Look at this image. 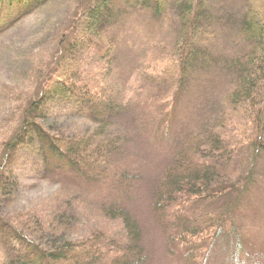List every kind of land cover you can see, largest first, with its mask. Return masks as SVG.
<instances>
[{
    "label": "trees",
    "instance_id": "1",
    "mask_svg": "<svg viewBox=\"0 0 264 264\" xmlns=\"http://www.w3.org/2000/svg\"><path fill=\"white\" fill-rule=\"evenodd\" d=\"M54 1L0 0V39L24 22L28 13L19 17L21 8L34 12ZM72 2L50 20L54 25L49 29L48 59L25 62L24 104L0 143V206L11 202L17 157L38 143L51 161L76 178L82 191L102 197L99 206L83 203L99 218L93 220L102 223L77 219L82 201L76 196L65 202L54 198L49 210H28L17 222L0 212V264H148L138 222L122 202L130 180L138 175L121 165L127 160L126 139L112 131V116L126 106L115 63V33L129 3L152 18L172 15L178 22L169 51L161 54L163 62L150 61L151 69L145 72L152 86L159 80L171 85L165 128L171 125L177 97L203 71L216 69L228 78L211 121L189 132L169 155L149 199L167 253L180 256L178 264H209L219 238L226 234L236 242L244 240L234 215L241 214L239 206L252 193L264 155V0H245L236 12L224 13L207 7L208 0ZM232 33V51L215 54L213 46ZM91 48L96 67L90 71L93 75L84 76L81 62ZM155 70L162 74L158 79ZM58 103L95 126L74 135L44 126L49 105Z\"/></svg>",
    "mask_w": 264,
    "mask_h": 264
},
{
    "label": "rangeland",
    "instance_id": "2",
    "mask_svg": "<svg viewBox=\"0 0 264 264\" xmlns=\"http://www.w3.org/2000/svg\"><path fill=\"white\" fill-rule=\"evenodd\" d=\"M244 2L208 0L207 7L215 12H236ZM72 4V0H56L34 12H26V8H21L18 11L19 17L28 13L22 18L24 22L19 29L0 39V143L17 123L24 104V92L28 86L25 62L30 59L29 63L32 60L34 64L38 61L44 63L48 59L52 50L49 29L54 24L51 22L63 14L64 7H71ZM125 7L127 12L137 16H127L129 14L125 12L115 33V63L126 106L112 116V131L126 139L125 149L128 154L124 157L127 160H121V165L127 164L132 174L138 177L130 180L129 193L122 197V202L138 222L140 245L148 258V264H178L180 256L176 253L175 256L170 255L165 249L164 238L149 209V199L158 180L160 167L169 155L178 149L179 143L185 140L189 132L197 131L205 122L211 121L214 103L219 104L221 101L228 78L223 71L216 69L207 74H203V71L195 83L191 82L179 94L177 107L170 115L173 116L169 123L171 125L165 128L168 115L164 106L172 101V90H169L171 85L159 80L152 86L145 79V72L151 69L148 68L150 61L163 62L161 54L169 51L178 22L172 15L152 18L150 12H144L136 3L125 4ZM233 39L232 33L228 39L221 40L222 44L214 45L212 50L217 55L229 54ZM88 52L81 62L84 76L93 75L94 72L90 71L93 66L96 67L93 49ZM153 75L155 79L162 76L158 70ZM167 96L170 99L163 102ZM67 108L71 109L59 103L50 104L49 112L43 120L44 126L64 135L81 134L95 126V122L73 116ZM256 172L257 183L252 193L239 206L241 214L234 215L244 240L236 242L235 237L226 234L219 238L210 255L209 264H264V155L260 156ZM10 180L14 183L9 196L11 202H2L0 206V212L8 215L10 220L15 218L17 222V218L28 210H49L54 198L65 202L68 197L76 196L82 201L77 204L80 216L77 219L86 223L88 220L102 223L94 221L99 218L93 217L83 206V203L99 206L102 197L97 198L82 191L76 178L60 164L51 161L38 143L20 153L12 168Z\"/></svg>",
    "mask_w": 264,
    "mask_h": 264
}]
</instances>
